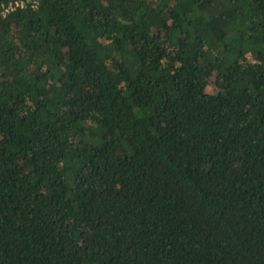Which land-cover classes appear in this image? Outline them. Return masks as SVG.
<instances>
[{
    "label": "trees",
    "instance_id": "obj_1",
    "mask_svg": "<svg viewBox=\"0 0 264 264\" xmlns=\"http://www.w3.org/2000/svg\"><path fill=\"white\" fill-rule=\"evenodd\" d=\"M0 0V264H264V0Z\"/></svg>",
    "mask_w": 264,
    "mask_h": 264
},
{
    "label": "built area",
    "instance_id": "obj_2",
    "mask_svg": "<svg viewBox=\"0 0 264 264\" xmlns=\"http://www.w3.org/2000/svg\"><path fill=\"white\" fill-rule=\"evenodd\" d=\"M39 5V1L37 0H21L17 2H10L6 6L3 7L2 16L6 17L10 12H14L17 10H25L28 8L37 9Z\"/></svg>",
    "mask_w": 264,
    "mask_h": 264
}]
</instances>
